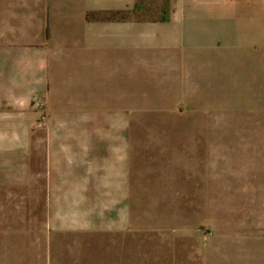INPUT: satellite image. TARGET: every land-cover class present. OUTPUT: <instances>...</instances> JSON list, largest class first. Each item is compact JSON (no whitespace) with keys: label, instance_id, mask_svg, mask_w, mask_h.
<instances>
[{"label":"crops","instance_id":"crops-1","mask_svg":"<svg viewBox=\"0 0 264 264\" xmlns=\"http://www.w3.org/2000/svg\"><path fill=\"white\" fill-rule=\"evenodd\" d=\"M22 13L0 30V99H50L77 115L75 128L91 131L77 160L142 97L144 60L181 57L184 113L194 104L200 116V192L232 195L231 216L201 234L202 264H264V0H184L160 21H145L138 0H24Z\"/></svg>","mask_w":264,"mask_h":264},{"label":"rangeland","instance_id":"rangeland-1","mask_svg":"<svg viewBox=\"0 0 264 264\" xmlns=\"http://www.w3.org/2000/svg\"><path fill=\"white\" fill-rule=\"evenodd\" d=\"M183 3L138 0V13L165 20ZM23 5L0 0V30ZM184 71L179 55L144 60L135 72L142 97L127 99V114L111 115L81 160L77 139L91 131L75 128L77 115L56 111L63 107L50 99H0V264H202L201 234L207 222L231 216L232 195L200 192V116L194 104L184 113Z\"/></svg>","mask_w":264,"mask_h":264}]
</instances>
